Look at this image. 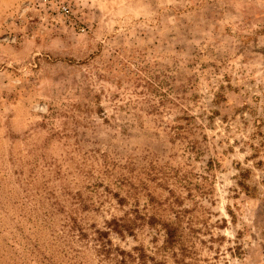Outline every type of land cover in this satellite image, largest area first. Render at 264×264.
Returning a JSON list of instances; mask_svg holds the SVG:
<instances>
[{"label":"rangeland","instance_id":"1","mask_svg":"<svg viewBox=\"0 0 264 264\" xmlns=\"http://www.w3.org/2000/svg\"><path fill=\"white\" fill-rule=\"evenodd\" d=\"M133 247L264 264V0H0V264Z\"/></svg>","mask_w":264,"mask_h":264},{"label":"trees","instance_id":"2","mask_svg":"<svg viewBox=\"0 0 264 264\" xmlns=\"http://www.w3.org/2000/svg\"><path fill=\"white\" fill-rule=\"evenodd\" d=\"M109 230H113L117 233H121L123 230H128L125 225H122L118 221L111 220L107 223ZM174 230L166 226V243L172 244L175 241ZM97 237L99 240L106 238L108 233L105 231L96 230ZM118 257L116 258L117 264H134L137 260V264H147V259L149 257L143 252L141 248L133 247L132 252H127L124 250L117 251Z\"/></svg>","mask_w":264,"mask_h":264},{"label":"built area","instance_id":"3","mask_svg":"<svg viewBox=\"0 0 264 264\" xmlns=\"http://www.w3.org/2000/svg\"><path fill=\"white\" fill-rule=\"evenodd\" d=\"M63 9L65 10V9H66V7H63Z\"/></svg>","mask_w":264,"mask_h":264}]
</instances>
